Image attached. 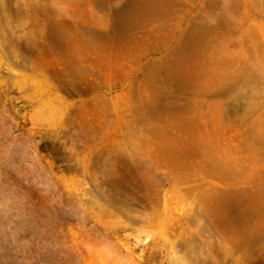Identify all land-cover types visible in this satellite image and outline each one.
I'll list each match as a JSON object with an SVG mask.
<instances>
[{
  "label": "rangeland",
  "instance_id": "obj_1",
  "mask_svg": "<svg viewBox=\"0 0 264 264\" xmlns=\"http://www.w3.org/2000/svg\"><path fill=\"white\" fill-rule=\"evenodd\" d=\"M224 1L0 0V264H264L245 191L264 35L234 56L264 0ZM211 19L232 63L183 50Z\"/></svg>",
  "mask_w": 264,
  "mask_h": 264
},
{
  "label": "bare ground",
  "instance_id": "obj_2",
  "mask_svg": "<svg viewBox=\"0 0 264 264\" xmlns=\"http://www.w3.org/2000/svg\"><path fill=\"white\" fill-rule=\"evenodd\" d=\"M188 1H190V0H188ZM222 1V0H221ZM226 1V0H225ZM224 1V2H225ZM227 2V1H226ZM226 2H225V5L227 6V4H226ZM202 9V8H201ZM223 10H224V7H223ZM222 10V11H223ZM226 10V12H227V9H225ZM224 13H225V11H223ZM201 13V12H200ZM228 13V12H227ZM217 14V13H216ZM226 14V13H225ZM215 15V14H214ZM223 15V13H221V16ZM227 15H230L229 13L227 14ZM227 15H226V17H227ZM201 16H202V14H201ZM219 16V15H218ZM215 17H216V15H215ZM214 17V18H215ZM225 16L224 17H222V18H226ZM202 18H203V16H202ZM205 19H206V17H204ZM220 19H222L221 17H219ZM228 18V17H227ZM200 19V18H199ZM217 19V18H216ZM219 19V20H220ZM230 19V18H229ZM228 19V20H229ZM232 19V18H231ZM231 19H230V21H231ZM191 20V19H190ZM194 20H195V18H194ZM198 19H196V21H197ZM209 20V19H208ZM235 19H233V21H234ZM239 20V19H238ZM189 21V20H188ZM202 22L201 23H203V25L205 24V22L207 21H203V20H201ZM211 21H212V19H211ZM214 21V20H213ZM213 21H212V23H213ZM222 21H223V19H222ZM235 21H237V20H235ZM246 21V20H245ZM244 21V22H245ZM193 22V21H192ZM215 23H213V25H211L210 23H209V21H208V23H207V25H205V26H203L202 28H200V26H199V29H198V32H197V34H196V36L194 37H192V35H191V31H190V28L187 26V27H185V29H186V34H185V36H184V44H183V50L185 51V52H187V53H190L191 51H193V52H199L202 48L204 49V47H209L210 46V48L212 49L214 46H216V47H218L217 49H219V48H221V52H220V54H221V59L222 58H225L226 59V61H227V63H228V61H229V63L232 61V51L230 50V49H233L232 47H230L231 45H229V42H232V39L231 40H229V36L231 35V30H233V28L232 27H230L227 23H222L221 21L220 22H216V20L214 21ZM225 22V21H224ZM190 23V22H189ZM241 22L239 21V23H238V25L240 24ZM196 25V23H193V25ZM211 26H210V25ZM234 24H236V23H234ZM187 25V24H186ZM190 25V24H189ZM195 25H194V29H193V35H195V29H196V27H195ZM198 25H199V23H198ZM234 26V25H233ZM251 26H253V25H251ZM250 25L249 26H245V27H243L242 26V28H240L241 29V32L239 31V34L238 35H240L239 37H237L238 38V40H236V46L234 45V42L232 43L234 46H235V48L234 49H238L237 47H239V46H241L242 44H245L244 42H245V37H246V39L248 38V37H252V36H250L251 35V33L253 32V33H257V35L256 36H258V35H260V36H263L264 35V29H262V28H264L263 26H262V28L260 27V26H256L254 29H253V27H251ZM232 28V29H231ZM240 29H238V30H240ZM234 30H236L237 31V29H234ZM236 31H235V33H236ZM222 34H224V37H223V39H222V35L220 36V35ZM234 35H236V34H234ZM258 38H259V36H258ZM252 39V38H251ZM253 40V39H252ZM244 41V42H243ZM256 41V40H255ZM253 42H254V40H253ZM252 42V43H253ZM249 43H250V38H249ZM246 45V44H245ZM250 46H251V44H249ZM253 45V44H252ZM255 45V44H254ZM247 46H248V43H247ZM246 46V47H247ZM208 47L206 48V49H208ZM253 47V46H252ZM256 47V46H255ZM254 47V48H255ZM215 48V47H214ZM213 48V50H215ZM259 48V47H258ZM202 49V50H203ZM206 49H204L205 50V54L207 53V51L209 52V51H211V50H207L206 51ZM244 49V48H243ZM236 50H235V53H236ZM239 50H240V52H239V55L236 53V55H234V56H236V58L239 60V58L241 59V61H242V66L245 68V69H247L248 68V61H247V57L244 55V53H243V51L241 52V50L242 49H240V47H239ZM183 51V52H184ZM192 52V53H193ZM212 52V51H211ZM216 52V51H215ZM217 52H219V51H217ZM216 52V53H217ZM204 53V52H203ZM197 54V53H196ZM196 54H195V56H196ZM212 54H214V52L212 53ZM194 55V54H193ZM199 55V54H198ZM216 55V54H215ZM215 55L213 56L214 58H215ZM237 55H238V57H237ZM192 56V55H191ZM195 56H194V58H195ZM202 56H203V54H202ZM220 56V55H219ZM188 57V56H187ZM209 57V56H208ZM189 58H191V57H189ZM199 58V57H198ZM203 58H205V57H203ZM220 58V57H219ZM187 59V58H186ZM228 59V60H227ZM234 59V58H233ZM199 60H200V58H199ZM208 60V59H207ZM187 61H189V60H187ZM212 63V62H211ZM232 63V62H231ZM208 64H210V63H208ZM208 64H206L207 65V67H208ZM233 65V64H232ZM213 66H215L216 67V65H212V67ZM228 67V66H227ZM232 67V66H231ZM230 68V67H229ZM242 68V67H241ZM204 69H206V68H204ZM212 69V68H211ZM243 69V68H242ZM229 70H231V69H229ZM217 71V70H216ZM244 71V70H243ZM247 71V70H246ZM246 71H244V73H246ZM219 72V71H218ZM204 73V72H203ZM212 73H213V75H212V77L214 76L215 77V83H213L212 82V84H213V86L215 87H213V89H216V86H217V89L219 90L220 88L218 87L219 85H221V84H223V83H225V79H227V77H230V76H228V75H230L231 74V72H230V74H228L227 75V77H226V74H223L222 72L220 73H215V70L214 69H212ZM227 73V72H226ZM229 73V72H228ZM232 73H234V72H232ZM243 73V72H242ZM234 75V74H233ZM247 76L249 77L250 75H249V73H247ZM247 76H245V74H244V79L242 78V79H240V80H244L243 81V84L245 83L246 84V82H245V79H248V77ZM263 76H264V74H263ZM234 77V76H233ZM242 77V76H241ZM247 77V78H246ZM210 78H211V76H210ZM231 78V77H230ZM214 80V79H213ZM212 81V80H211ZM227 81H229V80H227ZM211 83V82H210ZM232 84V83H231ZM223 86V85H222ZM225 86V85H224ZM223 86V87H224ZM233 87V86H232ZM222 88V87H221ZM206 89V86L204 87V90ZM216 89V90H217ZM223 89H225V87L223 88ZM203 90V91H204ZM209 90V89H208ZM208 90H205V92H207ZM234 90V89H233ZM212 91V90H211ZM222 91V90H221ZM220 91V92H221ZM215 92V91H214ZM208 93V92H207ZM212 93V92H211ZM210 93V94H211ZM216 93V92H215ZM213 94V93H212ZM217 94V93H216ZM216 94H214V95H216ZM226 94V93H225ZM213 95V96H214ZM231 95V94H230ZM263 107H264V102H260V103H257L255 106H254V108H252V111H251V113H252V119H251V122H250V127H249V135H248V149H249V176H248V180H247V189L245 190L246 191V195H247V198L248 199H246V200H248L247 202V204H248V211H249V217H248V223L250 224V225H248V227L250 226V228H248L249 230H250V234H249V237H251L250 238V241H251V244H252V246L254 245V244H256V240L257 239H255V235L257 234L256 233V229H255V224H256V218H257V213L259 212V209L261 208H264V113H263ZM254 117V118H253ZM260 209V210H261ZM248 211H247V213H248ZM261 214H262V212H261ZM260 215V214H259ZM259 218V217H258ZM260 218H261V216H260ZM259 231V230H258ZM258 234H259V232H258ZM257 234V235H258ZM250 243V242H249ZM263 256H264V254H263Z\"/></svg>",
  "mask_w": 264,
  "mask_h": 264
}]
</instances>
